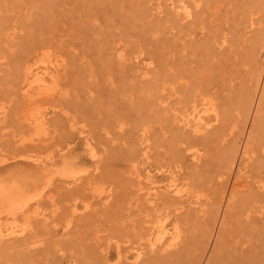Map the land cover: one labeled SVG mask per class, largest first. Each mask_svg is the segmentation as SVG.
I'll use <instances>...</instances> for the list:
<instances>
[{
	"label": "rangeland",
	"instance_id": "374dc122",
	"mask_svg": "<svg viewBox=\"0 0 264 264\" xmlns=\"http://www.w3.org/2000/svg\"><path fill=\"white\" fill-rule=\"evenodd\" d=\"M183 5L191 18L182 15ZM261 26L264 0H0V106L7 109L5 118L0 117V218L6 223L13 220L7 197L17 192L35 195L44 189L39 208L48 215V224L40 221L42 217L32 218L31 228H36L30 232L29 223L20 219L17 230L24 227V234H38L28 246H21L31 254L23 248L13 253L16 262L22 258L18 262L24 264L27 259L22 256L29 253L32 259L24 257L37 261L25 264H55L42 245L59 239L65 251L55 254L62 264L72 255L77 264H93L105 257L109 264L133 263V255L148 243L144 220L152 206L146 195L152 184L140 179L143 188L150 186L138 191L137 175L149 171L158 186L164 188L174 177L179 188L189 185V194H198L190 195L191 207L185 209L197 219L192 215L181 226L184 243L180 248L189 247L170 257L174 261L170 263L210 264L214 247L221 245L220 233L235 228L247 231L243 238L250 241L244 245L240 238L231 241L227 255L232 257L234 247H239L235 255H240L241 248H252L247 262L256 257L264 263V215L255 213L253 220L260 224L255 222L249 229L240 220L237 225L239 209L234 216L225 211L233 197L261 191L264 185V79L257 77L254 59L245 50L247 42H242ZM35 54L50 55L52 65L65 62L67 70L61 69L59 86L49 99L29 106L21 88L24 68L31 64L38 76L48 71L40 56V68L38 62L30 61ZM259 59L264 66L262 54ZM48 68L56 69L50 63ZM258 95L259 113L255 114L252 105ZM193 99L200 111L207 109L205 117L212 126L209 142L207 134L196 136L183 126L186 113L192 114L189 102ZM166 104L181 108L176 114ZM32 107L35 116L42 118L37 132L20 121L23 109ZM251 132L255 143L250 146L256 152L248 158L243 147ZM21 136L39 138L22 144ZM87 143L94 146L97 160ZM144 146L150 149L147 156ZM193 152L200 155V162H195ZM233 155L235 165L229 168ZM38 158L48 165H39ZM65 175L82 179L72 187L68 183L73 179ZM234 184L240 193L233 191ZM102 190L103 197L111 196L107 202L99 198ZM86 204L91 205L86 208ZM75 205L77 213L71 217L65 210ZM201 205L204 210L211 208L210 213L205 210L207 216L197 214ZM171 207L173 212L177 205ZM70 219L75 220L69 223ZM21 237L18 234L15 239Z\"/></svg>",
	"mask_w": 264,
	"mask_h": 264
},
{
	"label": "bare ground",
	"instance_id": "6f19581e",
	"mask_svg": "<svg viewBox=\"0 0 264 264\" xmlns=\"http://www.w3.org/2000/svg\"><path fill=\"white\" fill-rule=\"evenodd\" d=\"M183 4V3H182ZM182 7V12L184 15L185 18L189 19L191 18V11L188 10L187 6ZM180 7V8H181ZM179 8V7H178ZM180 11V9H179ZM182 12H180L179 14H181ZM243 40L242 42H247V44L245 45V50H247V54L248 56H251L253 57L254 59V64H253V68H254V71L256 72V74L258 75L257 77H262L264 79V66H263V63H261L260 59H259V55L262 54V59H263V62H264V26H261L259 27L255 33L253 32V34L251 35V37H248V36H244L243 37ZM43 47V46H42ZM41 47L38 46V50L40 49ZM49 51V50H47ZM31 52V51H30ZM46 52V51H45ZM32 54V52H31ZM33 55V54H32ZM43 54H41L42 56ZM47 55V56H46ZM122 55V54H121ZM40 55L39 54H35V56L30 60L32 62H34L35 64H37L38 62V67L39 65L41 66V63L44 62V64L46 65V68L48 69V71H44L42 73L45 72L44 75H41V76H38L39 75V71H38V74L35 75L33 74V69H32V65L31 64H28L25 68H24V71L22 73V80H21V88L24 90V97H27V101H25L29 106L31 104H33L34 102H41L40 100L42 99H46L48 98V95H50L51 93H53L52 90H55V88L57 89V87L59 86L58 85V82L60 81V72H61V69L67 67V65H65L64 63L65 62H61L63 63L65 66L63 67V65H58V64H61L60 62L59 63H54L53 65L51 63H53L54 59L51 57L52 61L53 62H50V55L48 54H45V58H43V62L42 59L39 57ZM44 56V55H43ZM47 57H49V59H47ZM56 57V56H55ZM121 57H123L122 59L124 60V56L122 55ZM30 58V57H28ZM57 58V57H56ZM45 59H47L45 61ZM60 59V58H59ZM26 60H28L26 58ZM41 60V61H40ZM50 60V61H49ZM58 60V58H57ZM128 59L125 58V61L127 62ZM41 63H40V62ZM49 61V62H48ZM140 62V61H139ZM27 63V62H26ZM50 63L51 67L52 68H56L55 70H49L48 68V64ZM123 63V62H122ZM33 64V63H32ZM146 65V64H145ZM21 66V65H20ZM34 66V64H33ZM62 66V68H61ZM146 67V66H145ZM40 68V67H39ZM43 69V67H42ZM64 70H67L66 68ZM148 70V69H147ZM47 72V73H46ZM148 72V71H147ZM37 73V72H36ZM146 74V73H145ZM148 74V73H147ZM62 76V75H61ZM21 89V90H22ZM52 91V92H51ZM61 95V94H60ZM52 97V96H51ZM49 99V98H48ZM261 100V98H259V95L257 97V99H254L253 101V105H252V108H253V113L255 111V114L256 113H259L258 110H259V101ZM44 101V100H43ZM46 101V100H45ZM196 99H193L191 100L189 103L192 104V106L190 108H192V114L190 113H186L187 117L185 116V121L187 120V123L185 122V124L183 126H186L187 130L190 131V129H188L189 127L191 128V131L190 133H193L195 134L196 136H205L207 134V141L209 142V140H212V132L209 133L208 135V132L211 131L209 130L210 128H212L211 124L209 122H207V118L205 117V115L207 116V109L206 110H203L205 113H203L202 109L201 111L199 110L200 108L198 107L197 103H196ZM26 104V105H27ZM43 104V102H42ZM27 105V106H28ZM175 105V104H174ZM40 106V105H39ZM215 106V105H214ZM213 104H212V108H214ZM167 108V110H172L174 113L176 112V114L178 113L177 110L181 107H172L170 105H167L165 106ZM164 107V108H165ZM172 107V108H170ZM25 108V107H24ZM165 108V109H166ZM184 108V107H183ZM199 108V109H198ZM34 107H32V109H26V111H24L23 109V118L22 120L20 121H23V122H27L28 126L30 127H33V131L37 132L38 130H40V128H42V123H41V119L42 118H37V114H34V111L37 113L36 109L33 110ZM187 110V108H186ZM7 109L4 107V106H0V117L2 119H4L5 117V113ZM179 111V110H178ZM189 111V110H188ZM191 111V110H190ZM21 112V113H22ZM40 113V111H38V114ZM48 114V113H47ZM190 114V115H189ZM204 114V116H203ZM8 115V114H6ZM36 115V116H35ZM45 115V114H44ZM49 115V114H48ZM179 115V114H178ZM180 116V115H179ZM183 116V114H182ZM181 116V117H182ZM45 117V116H44ZM191 117V118H190ZM0 118V119H1ZM177 121H179L178 117H176ZM180 118V117H179ZM1 119V120H2ZM183 117L181 118L180 121H184ZM46 120V119H44ZM179 121V122H180ZM43 122V121H42ZM45 122L48 123V121L46 120ZM69 123H71L69 121ZM178 124V122H176ZM180 123H183V122H180ZM24 124V123H23ZM26 125V124H24ZM45 125V124H44ZM179 125V124H178ZM26 126V127H28ZM182 126V129L184 128ZM45 127V126H44ZM43 127V128H44ZM181 127V126H180ZM47 128V127H46ZM45 128V130H46ZM74 128V127H73ZM185 128V129H186ZM32 130V129H31ZM37 130V131H36ZM44 129L42 131H45ZM28 132V131H27ZM34 133V132H33ZM83 133V132H82ZM45 134V133H44ZM41 135V134H40ZM30 136V134H29ZM22 137V136H21ZM20 137V138H21ZM26 137V139H21L22 141L20 143H33L36 141L38 137H35V136H32V137H29L27 138V136H24ZM45 138V137H44ZM199 138V137H197ZM200 139V138H199ZM40 140V139H38ZM200 140L203 141V139L201 138ZM41 141L42 138H41ZM199 141V140H198ZM37 142V141H36ZM44 142V141H43ZM19 143V141L17 142ZM19 143V144H20ZM42 143V142H40ZM200 143V142H199ZM255 143V137H254V132H251L249 133V135L247 136V141H245V145L243 147V154H245V156H248V158H251V154H254L256 151L250 146L251 144ZM91 144V142H90ZM89 143H87V148H88V151L91 155V157L93 159H96V150L94 151V146L93 148L91 147ZM21 145V144H20ZM145 147V148H144ZM143 148L145 149V154L146 156L149 154V147L148 146H144ZM144 152V151H142ZM194 154V152H193ZM2 155V154H1ZM0 155V157H1ZM250 155V156H249ZM145 156V157H146ZM4 158V157H3ZM149 158V157H148ZM6 159V158H5ZM193 159L198 162H200L201 160V157L200 155H198V153H195L194 154V157ZM2 160V159H1ZM147 161V160H146ZM36 162L40 165H43V166H47L48 164L46 163V161H44L43 159H40L38 158V160H36ZM99 162V161H98ZM97 164V163H96ZM235 165V157L233 155V157L231 156L229 158V168H233V166ZM137 166V165H136ZM135 166V167H136ZM98 168V167H96ZM136 169H138V167H136ZM137 171V170H136ZM138 172H139V169H138ZM136 172V173H138ZM165 176V175H164ZM173 176V175H172ZM65 177H69V180L73 179L72 182H69L68 184L71 185L72 187L74 186H77L76 184L78 183V181L80 179H82L81 177H74V176H69V175H65ZM155 177L156 176H151L150 175V172L147 171L145 172L143 175L142 174H138L137 175V179H138V191H143L146 187H149L150 185L148 184V186H146L145 188H143L144 184L142 185V182L140 179H147V181L150 182L151 187L148 188L149 189V192L146 193L147 195V199L150 200V203L152 204V206L147 209H149L147 211V214L145 216V224H147V226L145 227L146 231H148V235L150 236H147L148 239H147V244H146V247L144 249H142L137 255H133L134 257L136 256V259L135 261H133V263H124V264H169L173 259L170 260V257L174 256V255H177V254H180V253H183L184 251L186 252L187 248L189 247L187 244L185 247L183 248H180V245L181 243H184L183 242V230L181 228L182 225H187V224H184L188 218H192L191 216L193 215V212H191L190 210H185L186 209V206H188V202L190 201V199L192 200V194H196L197 192H193L192 190H194V188H189V190H191L193 193L189 194V191H188V187H190L189 185L187 186V188H182V186L179 188V185L177 183H179V181L176 183L175 181H177L178 179L175 180L174 177L171 178V180L173 181L172 183L170 184H167L165 185V187H161V186H158V181L155 180ZM170 177V176H168ZM93 179V178H92ZM155 181H154V180ZM158 179V178H156ZM169 179V178H168ZM167 179V180H168ZM175 180V181H174ZM66 181V180H65ZM146 181V180H145ZM144 181V182H145ZM64 182V181H63ZM91 182V181H90ZM93 184V183H91ZM147 184V183H146ZM178 186H177V185ZM180 184V183H179ZM182 184V183H181ZM64 187H65V184H63ZM162 185V184H161ZM163 186V185H162ZM185 186V185H184ZM183 186V187H184ZM178 187V188H177ZM233 188V191L238 194L240 193L239 191H237V188H239V185L238 184H234L232 186ZM66 188V187H65ZM260 189H262L261 191H251L249 192L248 194H244V195H240V196H237V197H233L231 199V202L229 204H227L226 208L227 210L225 211H228V212H231V216H234V212L239 209V213L241 214V218L239 219V217L236 219L237 221V225H240V222H243L244 226L246 228H248L249 226L251 227L252 224H254L255 222L258 223L260 220H253L254 219V214L255 213H259V214H263L264 215V185H261L259 187ZM148 189L146 191H148ZM160 189V190H159ZM45 190V189H44ZM44 190H41L38 194H35V195H29V196H24L23 194L21 193H16L13 197H7L6 198V201L7 203L9 204L10 206V209H9V216H11V218L13 219L11 223H6L4 221H2V219L0 218V264H7V263H10V264H19L18 261H22V258L21 259H18L17 262H16V258L13 257V253H17L18 251L22 252L23 250L22 249H19V248H23L27 242H30L33 241V239L35 237H37V232L35 233H25V229L23 226V228L21 230H17V228L21 225H19V222L22 221L20 219L23 218V221H25V223H29V224H26L28 225L29 227V232L31 231V219L32 218H36L37 220L39 218H41L40 221H43V222H46L48 221V218L47 216L42 213L43 210H41L39 208V206L41 205V200L42 198L44 197L45 193L43 192ZM88 190V189H87ZM163 191V193H159L160 191ZM91 191V190H90ZM95 192V191H94ZM100 193L99 194V198L100 199H104L105 202H107L109 199H110V195L108 194L107 197H103L101 194L103 193V190L102 191H99ZM102 192V193H101ZM108 192V191H107ZM91 193V192H90ZM106 193V192H104ZM103 193V194H104ZM137 192L135 191V194ZM145 193V192H144ZM173 193V194H172ZM143 194V193H142ZM91 195V194H90ZM192 195V196H190ZM198 194H196L197 196ZM98 196V195H97ZM140 196V195H139ZM139 196L138 199H139ZM46 197V196H45ZM143 198L145 196H142ZM141 197V198H142ZM94 198V197H93ZM142 198V199H143ZM194 198H197V197H193ZM90 199V198H89ZM96 199V198H95ZM198 199V198H197ZM88 200V199H87ZM144 200L146 201V198H144ZM199 200V199H198ZM204 200V199H203ZM32 201H35V202H32ZM53 201V200H52ZM95 201V200H94ZM201 202H203L202 200H200ZM195 202V200H194ZM197 202V201H196ZM195 202V203H196ZM87 203V202H86ZM94 203V202H93ZM97 203V202H96ZM100 203V201H99ZM149 203V205H151ZM194 203V204H195ZM198 203V202H197ZM200 203V202H199ZM208 203V202H206ZM34 204V205H33ZM104 204V203H103ZM148 204V202H147ZM175 204L179 205V208H174L175 210L173 211L175 214L173 215L175 218H173V220H171L169 223H167L168 221V218L171 216V214L173 213L172 211H170V207ZM202 204V203H201ZM91 204H86V208H89ZM105 205V204H104ZM213 206V205H212ZM33 207H35L34 209H32ZM77 205L73 206L72 208H70L69 210L66 209L65 211H70L69 212V216H74V213H77ZM175 207V206H173ZM189 207H191V205H189ZM214 207V206H213ZM172 208V207H171ZM200 210H199V213L197 214H202V213H205L206 211L207 212H211L209 211L211 208L208 206L207 209L209 208V210H204L202 208V205L200 206ZM205 208V207H204ZM225 208V209H226ZM85 209V208H84ZM197 210V209H196ZM56 211V210H55ZM145 211V210H144ZM163 211V213H162ZM195 211V210H194ZM171 212V213H170ZM201 212V213H200ZM207 212H206V215L207 216ZM55 213V212H54ZM67 213V212H66ZM146 213V212H145ZM196 213V212H195ZM208 213V214H209ZM62 215V214H61ZM60 215V217H61ZM64 215V214H63ZM198 215V216H200ZM55 216V215H54ZM67 216V215H66ZM77 216V215H76ZM197 216V215H196ZM144 217V216H142ZM150 217V218H149ZM194 217V215H193ZM201 217V216H200ZM198 217V218H200ZM44 218V220H43ZM58 218V217H57ZM203 218V216L201 217ZM264 219V217H262ZM50 219V218H49ZM194 219H197L194 217ZM193 219V221H194ZM257 219V217H256ZM261 219V222L263 223V226H264V220ZM75 220V219H74ZM73 219H70V222H73L74 221ZM191 220V219H190ZM54 221V220H53ZM67 222V221H66ZM47 223V222H46ZM48 224V223H47ZM260 224V222H259ZM66 225V224H65ZM150 225V226H149ZM256 225V224H255ZM43 226H46L45 223L43 224ZM262 226V225H261ZM249 227V229H250ZM36 228V227H34ZM33 228V229H34ZM45 228V227H44ZM253 228V227H252ZM264 228V227H263ZM32 229V230H33ZM46 229V228H45ZM52 229V228H51ZM65 229H67L65 227ZM254 229V228H253ZM261 229V228H260ZM38 230V229H37ZM41 230V229H40ZM135 230V229H134ZM56 231V230H55ZM247 231H244V232H239V230L237 228H235L234 230L233 229H225L223 231V233H220L221 236H219V240H220V243L221 245H219L218 247H214V251H213V256L210 258V264H223L225 261H230V264H248L249 262H247L248 260H250V249L252 248H245L243 250L240 249V251L237 252L240 253V255H235L234 252L236 251V249H238L237 247H234V251H230L232 257H230L229 255H227L226 253V247L231 244L233 240L237 239V238H240L242 239L240 242H242L243 244L241 245H244V243L246 242H249L250 240L249 239H244L243 237L246 235ZM20 234L22 235L21 238H17V235ZM47 234H50V231L48 230L47 231ZM58 234V233H57ZM138 234V233H137ZM44 237V236H43ZM138 237V236H137ZM39 239V238H38ZM59 240V239H58ZM58 240L57 239H53L51 242L48 243V246L45 245V243L42 245L44 248L45 246L47 247V250L49 251V255L51 253V257L54 256V260L53 263L55 262V264H62L61 262V257H60V260L58 259L59 257L56 256L58 254V252H60L61 254H64V248H63V245H62V248H60L61 245H59L58 243ZM145 240V239H144ZM37 241V240H36ZM143 241V239H142ZM63 242V241H62ZM231 242V243H230ZM238 242V241H237ZM47 243V242H46ZM100 243V242H98ZM219 243V244H220ZM236 243V242H235ZM25 244V245H23ZM34 245H40V244H36V243H33ZM60 244H61V240H60ZM63 244V243H62ZM94 244V243H93ZM217 244H218V240H217ZM249 244V243H248ZM30 245V244H29ZM95 245V244H94ZM23 246V247H21ZM28 246V245H26ZM32 246V245H31ZM236 246V244H235ZM73 247V246H71ZM132 247V246H131ZM139 247V246H138ZM137 247V248H138ZM251 247V246H250ZM1 248L3 250H1ZM60 248V249H59ZM94 248V247H93ZM180 248V249H179ZM244 248V247H243ZM263 248V247H261ZM19 249V250H18ZM25 249L26 251H28V247H25L23 248ZM43 249V248H42ZM66 249V248H65ZM264 249V248H263ZM18 250V251H17ZM22 250V251H21ZM24 250V251H25ZM37 250V249H36ZM92 250V249H91ZM96 250V249H94ZM98 250V249H97ZM260 250V249H259ZM3 251V252H1ZM35 251V250H34ZM42 252L44 251L41 250ZM88 251V250H87ZM182 251V252H181ZM254 252H256L255 250H252ZM30 254V249L28 251ZM40 252L37 251V253ZM54 252V255H52V253ZM55 252L57 254H55ZM75 252V251H74ZM95 252V251H94ZM103 252V251H102ZM215 252L217 253V255H215ZM259 252V251H257ZM24 253V252H23ZM23 253H21L20 255H24ZM27 253V252H26ZM29 253L25 254L24 256H31V255H28ZM59 253V254H60ZM72 253V252H71ZM97 253V252H96ZM109 253V252H108ZM221 253V254H220ZM260 253V252H259ZM75 254V253H74ZM105 254V253H104ZM110 254V253H109ZM118 254V253H117ZM19 255V254H18ZM78 255V254H77ZM98 255V253H97ZM108 255V254H107ZM111 255V254H110ZM261 255V254H259ZM20 256V257H21ZM22 256L23 258H25V260L27 261H24V262H21V263H28V259L27 257H24ZM49 256V257H50ZM100 256V255H99ZM123 256V255H122ZM121 255L119 257H122ZM263 256V255H262ZM262 256H260L262 258ZM17 257V256H16ZM33 257V256H31ZM30 257V259H32ZM58 257V258H57ZM133 257V259H134ZM182 257V256H181ZM180 257V258H181ZM19 258V256H18ZM47 258V257H46ZM66 258V257H65ZM184 258V257H183ZM45 259V258H44ZM64 259V258H63ZM69 260L64 262V263H67V264H77L76 262V258L74 259L73 258V255L71 256V258H68ZM108 258L105 257L103 258V260H100V259H97V260H94L93 264H109L108 263ZM110 259V258H109ZM119 259V258H118ZM124 259V258H123ZM179 259V257L177 258ZM182 259V258H181ZM187 259V257H185V260ZM264 259V258H263ZM39 260V259H38ZM51 260V259H50ZM67 260V259H65ZM92 260V259H91ZM180 260V259H179ZM209 260V259H208ZM258 260V259H257ZM256 260V257H253V261L249 264H264L262 263L260 260L257 261ZM33 262L34 261H37L35 259L32 260ZM30 261V262H32ZM110 261V260H109ZM176 261V260H175ZM181 261V260H180ZM60 262V263H59ZM169 262V263H168ZM247 262V263H246ZM45 263V262H43ZM50 263V262H49ZM79 263V262H78ZM111 263V262H110ZM172 263H174V261H172ZM170 263V264H172ZM177 263V262H176ZM175 263V264H176ZM187 263V262H186ZM193 264H195L194 262H191ZM29 264H32V263H29ZM182 264H185V263H182ZM189 264V262H188Z\"/></svg>",
	"mask_w": 264,
	"mask_h": 264
}]
</instances>
